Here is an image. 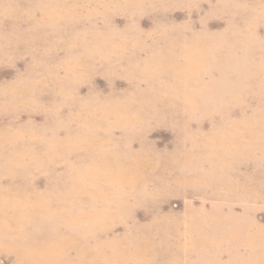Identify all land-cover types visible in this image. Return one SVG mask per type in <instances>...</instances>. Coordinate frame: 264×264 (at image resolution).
<instances>
[{"label":"bare ground","instance_id":"1","mask_svg":"<svg viewBox=\"0 0 264 264\" xmlns=\"http://www.w3.org/2000/svg\"><path fill=\"white\" fill-rule=\"evenodd\" d=\"M99 1L104 13L109 10L105 5L115 2ZM13 2L27 8L41 0ZM43 2L76 6L73 11L77 16H67L55 24L24 16L16 22L12 20L8 30L3 29L0 18V33H12L13 25H19L22 39L17 42L13 36L9 45L29 47L35 38L45 40V26H50L56 37H68L69 33L71 38L87 30L93 34L92 45L100 44L106 51L129 43V38L140 41L145 36L138 20L123 28L108 20L102 26L95 22L86 25L88 17L76 11L94 0ZM238 2L251 7L225 10L230 21L218 31L208 26L196 31L190 21L157 25V31L172 26L173 36L190 27L189 35L201 34L211 47L201 64L191 67L186 75L179 79L165 77L180 89L179 93L157 98L151 91L154 82L138 71H130L137 62H147L154 43H136L129 54L118 55L116 62L99 57L87 61L92 65L98 59L113 69L117 61L127 62L125 70L135 80L133 90L127 93L91 92L83 96L80 83L70 77L56 80L59 86L53 92L71 87L75 93V101L61 112L66 119L89 104L127 103L132 96L137 101L154 100L163 113L156 121L176 129L180 144L175 151H158L146 140L135 150L132 134L144 124L131 129L120 122L112 132V141L118 145L117 155L103 160L98 150L69 152L57 147L49 151L51 143H63L69 135L68 129L57 132L50 114V120L29 131L26 128L31 123L0 124V248L8 246L20 264H26L23 246L50 242H56L60 252L55 264H264V224L257 217L259 204L264 203V109L252 112L254 101L264 103V22L255 26L258 21L252 10L258 11L264 0ZM130 12L140 13L136 9ZM45 42V47H36L32 54L46 62L52 48ZM31 68L26 76L0 85V94H8L11 103H19L24 83L35 74ZM138 106L134 104L128 111H135ZM207 121L212 123L210 128H206ZM119 128L125 135L116 134ZM34 136L41 139H33ZM26 152H30V157L24 156ZM96 164L109 169L117 183L104 179L96 185L78 183L77 171ZM233 168L235 176L230 175ZM35 170H45L50 175L44 189L35 184ZM129 182L137 194L120 195L119 186L126 189ZM171 188L203 194L205 200L212 201L203 202L198 208L187 204L183 212L155 213V204L161 212L165 204L157 196L165 195ZM238 205H242L241 212L236 210ZM141 206L149 208L144 222L137 218ZM118 222L125 225L122 234L114 230ZM206 226L210 230H205Z\"/></svg>","mask_w":264,"mask_h":264},{"label":"clouds","instance_id":"2","mask_svg":"<svg viewBox=\"0 0 264 264\" xmlns=\"http://www.w3.org/2000/svg\"><path fill=\"white\" fill-rule=\"evenodd\" d=\"M191 6L190 4L169 2V0H115V2L105 5V7L112 9L133 8L141 14L146 9L166 10L175 7ZM75 7L44 3L41 0L40 3L24 8L14 3L13 0H0V18L2 20H19L24 16L37 18V13H43L38 18V22L55 24L67 16L76 18L77 14L73 11ZM249 7L251 6L241 4L238 0H217V4L213 5V10L247 9ZM252 10L256 14L254 20L258 21L255 26L258 27L259 22H264V5H261L258 11L256 8ZM13 29L12 33H0V40H3L0 48L7 49L13 36L16 37L17 42L22 39L19 25H13ZM173 31L174 28L172 26H164L159 31L150 33L149 35L154 41V47L147 62L143 65L137 62L130 67V71H138L147 79L154 82L151 91L157 94V98L180 92L179 88H176L172 82L165 79L166 76L172 75L176 79H179L182 74L186 75L191 67L201 64L206 52L211 51V47L206 44L201 34H188L191 32L190 27L186 28L179 36H173ZM90 37H93V34L87 30L75 33L67 42V46L72 54L61 64L55 66L48 65L44 60L34 56L33 69L36 75L24 83V90L19 93L18 100L19 105L26 109H31L33 112L43 111L52 115L57 132L62 129L69 130V135L63 138L64 142L57 141L51 143L49 151H53L57 147H63L69 152L98 150L103 160L104 157L109 155H117L118 145L112 141V132L120 122L123 121L131 129H134L137 126L151 122L163 113L154 100L145 99L144 101H137L135 96H132L127 103H94L85 105L83 110L72 113L66 119L61 115V112L76 99L71 87H62L60 92L57 93V95L63 96L62 99L54 100L50 104L39 101L36 94V85L47 84L56 80L64 81L68 77L75 82L86 79L89 74L88 69L93 67L87 61L95 57L111 60L114 55H122L123 51L128 50L127 41L123 44L114 45L112 49L106 51L100 44L92 45ZM60 40L64 42L63 37ZM129 40H132V38H129ZM135 43V40H132L131 46L135 47ZM81 48L84 51H77ZM117 48L121 49V51L117 52L115 50ZM4 54L7 56L8 52L5 51ZM53 68L57 69V71H53ZM60 70L65 73L64 76L60 75ZM143 82L145 81L141 80V83ZM8 103L10 102H5L6 108ZM134 104H138L139 106L135 111L129 112L128 109ZM33 139L41 138L34 136ZM24 156L30 157V152L24 153ZM261 160H264V156L261 157ZM75 179L78 183L85 186L96 185L101 179L110 184L117 183L111 177L110 170L102 166V164L89 166L88 169L82 171L78 170ZM117 191L120 195L129 197L137 194V189L131 182H129V186L126 189L121 184ZM59 254L56 242L46 243L41 246H23V256L26 264H55Z\"/></svg>","mask_w":264,"mask_h":264},{"label":"rangeland","instance_id":"3","mask_svg":"<svg viewBox=\"0 0 264 264\" xmlns=\"http://www.w3.org/2000/svg\"><path fill=\"white\" fill-rule=\"evenodd\" d=\"M194 1V0H192ZM189 2L188 0H169V2H174L177 4H190L191 7H175L169 9H146L143 14L139 13L137 15L131 14V10L133 8L115 10L109 8L108 12H103V5L99 0H94L93 3L85 5H81L77 9V13L79 15H86L88 20L85 21L86 25L91 23H96L99 26H102L105 23V20L111 21L113 24L118 26L119 28H123L128 24H132L136 20L139 22L140 28L145 33V36L140 40L136 41V43H142L146 45H150L154 43L153 38L149 35L154 31H157V25L159 23H179L183 24L187 21H190L189 24H192L196 31H201L205 26H208L212 31H218L223 29L226 24L230 21V16L228 12L223 9L213 10V5H216L217 2L198 0V2ZM249 2H253L254 0H246ZM89 5V6H88ZM97 6V7H96ZM24 7V6H22ZM25 8V7H24ZM85 8V9H84ZM81 11V12H80ZM93 12H96L93 14ZM218 12V13H213ZM42 16L41 13H37V17ZM14 19H8L2 21L3 29H9L10 25H12ZM89 22V23H88ZM25 26V25H23ZM6 30V31H7ZM47 37L45 40H42V37L35 38L32 44L29 47H25L21 44L18 48L13 47L12 45H8L6 49L8 53L7 56L2 52L0 48V85L1 87L5 84L11 83L24 77L28 74L30 68L33 66V54L32 50L41 47H45V43H47L52 48V53L49 55L46 63L48 65L55 66L61 64L65 61L72 53L67 46V42L70 40V34L67 36H63L64 42H61V37H56L53 33V30L50 26H45L43 30ZM264 33V29L261 30ZM55 37V38H54ZM132 40L128 43V50L123 51L124 54H129L133 47L131 46ZM54 41V42H52ZM135 43V44H136ZM0 44L2 41L0 40ZM61 46V47H60ZM54 50V51H53ZM31 51V52H30ZM77 51H80L78 49ZM147 52L143 53L145 56ZM118 55H114L112 57L113 62H116V58ZM57 58V59H56ZM56 60V61H55ZM93 67L88 69V76L86 79H82L78 81L80 87V93L83 96H86L87 93H99L102 95H108L109 93H118L133 90L135 85L134 78L130 77L125 70L127 66V62L119 61L116 64V67L113 69L111 67H107L105 64H102L100 60L96 59ZM33 69V67L31 68ZM108 69V70H107ZM54 71L57 69L53 68ZM94 71V72H93ZM93 73V74H92ZM36 73L34 74V76ZM60 75L64 76L65 73L60 70ZM33 76V78H34ZM84 80V82H83ZM59 86L57 81L49 82L47 84H39L36 85V93L38 95V99L45 103L50 104L51 101L59 99L60 95H57L55 89ZM41 86V87H40ZM46 86V87H45ZM0 87V89H1ZM38 87V88H37ZM42 88V89H41ZM39 90V91H38ZM46 90V92L44 91ZM51 90V91H50ZM50 91V92H49ZM41 92V93H39ZM49 95V96H48ZM54 95V96H53ZM2 96V97H1ZM59 96V97H58ZM4 97V98H3ZM58 97V98H57ZM50 99V100H49ZM9 101L8 94H0V124H6L8 121L18 123V124H30L29 128L26 130L32 129L35 125L38 126L40 123L43 124L46 121L50 120L49 114L38 111L33 112L31 109L24 108L20 106L19 103H8L7 108L5 107V102ZM264 103L254 101L252 104V112L254 110H263ZM15 115V116H14ZM28 120V121H27ZM17 121V122H16ZM23 122V123H22ZM27 122V123H26ZM37 124H36V123ZM39 123V124H38ZM212 123L207 121L206 128H210ZM171 125L161 124L156 121V119L152 120L149 123L143 125V127L132 134L133 137V148L135 150H139L143 143L146 141L149 142L151 148H154L158 151H175L174 149L180 144V140L178 139L177 132L175 131ZM117 135L123 136L125 135L122 129H118L116 131ZM64 168H60L63 170ZM235 168L230 170V175L235 176L236 171ZM45 170H35V184L38 185L41 189L45 188V183L50 179V175ZM46 174V175H45ZM165 195L157 196L160 200H162L164 204V210L161 208L162 212L159 209V205L155 204V213L164 214L168 212H183L187 204H191L194 207H201L203 202H208L212 200H205L203 194H192L191 192L184 193L178 188H171L165 192ZM184 193V194H183ZM259 211L257 214L258 220L261 222V225L264 224V203L259 204ZM154 205L151 206L153 208ZM158 207V208H157ZM242 205H238L236 210L241 212ZM149 211V208L145 206L139 207L137 211V218L144 222L146 221L145 214ZM156 216V214H155ZM205 230H210L207 226L204 228ZM116 233L122 234L125 232V225L121 222H118L114 228ZM117 230V231H116ZM39 237V236H38ZM53 238V235L51 236ZM0 264H20L17 254L12 251L8 246L4 245L0 248Z\"/></svg>","mask_w":264,"mask_h":264}]
</instances>
